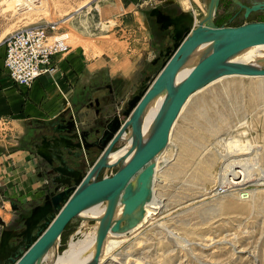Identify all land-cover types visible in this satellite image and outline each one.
Masks as SVG:
<instances>
[{"label": "rangeland", "instance_id": "rangeland-1", "mask_svg": "<svg viewBox=\"0 0 264 264\" xmlns=\"http://www.w3.org/2000/svg\"><path fill=\"white\" fill-rule=\"evenodd\" d=\"M8 1L15 0H0V53L4 51L6 38L24 27L56 23L68 32L70 47H76L82 46L81 37L85 38L78 32L85 29L100 35L104 33L99 30H111L115 23L97 19L98 10L106 0H18L15 4ZM121 1L126 5L135 0ZM172 1L181 7L173 14L194 10L201 17L209 0H165L154 8L161 11L162 5ZM262 1L219 0L214 23L235 27L264 22V11L244 18V10L237 3L249 7ZM83 3L87 6L74 12ZM136 4L137 8L154 9L147 0H137ZM236 12L242 13L232 15ZM215 19L219 21L216 23ZM161 31L169 33L170 29ZM85 39L90 40V45L91 40L97 44V39ZM164 48L161 45L149 52L132 91L139 89L144 79L151 80L157 75L161 62L155 65L153 62L159 49ZM192 96L171 131L164 159L153 179L152 200L145 206L144 224L120 238L122 242L112 253L100 256L99 264H264V183L256 181L257 173L264 170V77H229ZM228 139L241 142L234 158L257 156L254 165L249 166L253 180L241 186H228L226 181H221L222 169L231 160L221 159ZM122 146L123 143H118L112 151ZM98 155L96 149L85 170ZM117 169L102 170L97 180L111 176ZM5 207L7 212L0 209V218L5 229H15L20 216L11 215L10 205ZM23 214L27 216L29 211ZM94 226V220L84 221L80 217L70 220L42 264H52L72 239L77 244L86 236L80 232L92 233Z\"/></svg>", "mask_w": 264, "mask_h": 264}, {"label": "water", "instance_id": "water-1", "mask_svg": "<svg viewBox=\"0 0 264 264\" xmlns=\"http://www.w3.org/2000/svg\"><path fill=\"white\" fill-rule=\"evenodd\" d=\"M237 3L244 9V18L250 13L264 11V0L251 7ZM218 5L219 0H209L206 14L198 21L190 12L170 17L158 9L150 11L161 29H171L172 44L159 53L163 60L157 75L141 82L126 108L112 117L94 142L86 141V134L79 131L72 116L66 121L61 114L48 125L49 134L43 136V146L37 153L53 174L46 185L51 191L41 204L31 209L29 216L20 220V227L5 229L0 218V264H37L60 238L70 220L83 210L105 202L92 263L97 264L108 232H128L140 222L144 205L152 193L153 159L166 147L172 126L188 98L225 75L264 76V70L228 63L237 53L264 45V22L217 26L214 16ZM200 46L209 49L188 75L176 83L177 73ZM162 93L165 97L155 116L152 132L143 141L141 115ZM129 132L131 146L115 163L107 164L108 154L114 152L116 144L124 145L122 136ZM89 148L101 153L87 171L80 172L70 166L69 159H81ZM115 167L118 169L114 174L97 180L102 170ZM118 204L122 205L121 215L112 222ZM10 206L13 211L17 210L13 203Z\"/></svg>", "mask_w": 264, "mask_h": 264}, {"label": "crops", "instance_id": "crops-1", "mask_svg": "<svg viewBox=\"0 0 264 264\" xmlns=\"http://www.w3.org/2000/svg\"><path fill=\"white\" fill-rule=\"evenodd\" d=\"M136 2L124 5L121 0H106L97 19L114 20L113 28L99 30L104 33L100 35L76 30L85 38L97 39L103 53L92 54L91 47L88 52L83 46L70 47L54 58L53 74L41 75L28 87L11 81L3 51L0 53V209L7 212L6 204L13 203L17 210L11 215H19L21 220L26 216L23 213L41 204L51 191L46 187L51 175L49 166L35 148L42 143V135L49 133V124L63 114L66 121L72 116L79 131H84L97 125L98 120H106L114 113L108 109L115 107L118 111L121 97L132 93L131 87L138 83V72L144 70L149 52L167 44L168 33L161 31L150 16L152 9L137 8ZM177 8H181L177 3L168 2L161 11L175 17ZM199 15L195 18L199 19ZM106 36L109 41L102 39ZM96 100L98 106L90 107L89 103ZM95 107L100 110L98 116ZM93 139L95 136L90 134L87 140Z\"/></svg>", "mask_w": 264, "mask_h": 264}, {"label": "bare ground", "instance_id": "bare-ground-1", "mask_svg": "<svg viewBox=\"0 0 264 264\" xmlns=\"http://www.w3.org/2000/svg\"><path fill=\"white\" fill-rule=\"evenodd\" d=\"M147 1H149L151 3L153 0H147ZM16 2H18V0L8 1L9 4H11V3L15 4ZM173 2L174 1H172L171 3H173ZM182 2L184 3L185 1H182ZM86 6H87V3L80 4L75 9L74 12H78V11H80V9L85 8ZM154 9H156V8H154ZM190 13H192V14L194 13L193 14L194 17L197 15L195 12H190ZM205 14H206V11H205ZM196 21H198V19H196ZM62 23H65V21ZM45 26H47L49 28H45ZM37 28L46 29V35H47L46 36L47 37L46 44L48 46L53 45L55 43V41H59V46H61V45L67 46L65 49L64 48L61 49L60 47H58L56 53L52 51L51 56H50V60H49L50 68L52 69V71L49 74H47V75H51V74H53V72L55 70L54 58L57 55H63L64 53H66L70 49V46H71L70 45V36H69L68 32H66L65 30H61L60 27L58 28V25H56V23H49L47 25H37V26H33V27H24L22 29L14 31L8 37H11L15 33L20 32V31L25 30V29H37ZM81 39H82L81 41H83V44H80V45L83 46V49L86 50V52H88L90 50V47H91L92 54L93 53L94 54L95 53L100 54L102 49L100 47H97L98 46L97 44H93L94 43L93 40H91V45H90L89 44L90 40L88 41L87 39H85V38L83 39L82 37H81ZM105 41H107V40H105ZM108 41H109V39H108ZM79 43H78V45H79ZM92 45H93V47H92ZM208 49H209L208 46H200L191 54V56L188 58L187 62L182 66V68L177 73L176 83H178L179 81H181L184 77H186L188 75V73L196 65L198 60L208 51ZM102 53H103V51H102ZM4 56H5V47H4V51H3V63H4V67H5L6 71L8 72V69H7L6 64L4 62ZM228 63L241 65L242 67H247V68L264 70V45L247 48V49L237 53L233 57H231L228 60ZM8 75H9V72H8ZM42 75H44V74H42ZM40 76L41 75H39L38 77H40ZM229 77L263 78L264 76H247V75H235V74L234 75H225V76L219 77L218 79L209 83L208 85H210L216 81L220 82V81L227 79ZM34 80H32L28 85H26V84L21 85V84L13 81L11 79V81L14 82L15 84H18V85L24 86V87L30 86V84ZM208 85H206L205 87H207ZM201 90L202 89L196 91L195 93H197ZM195 93H193V94H195ZM164 95H165V93H162L159 96H157L156 98H154L146 106V108L144 109V111L141 115L140 125H141V129H142L143 141H145L150 136V134L152 132V128L154 125V119H155V116H156V114H157V112H158V110L162 104V101L165 97ZM192 95L188 98V100L186 101V103L182 107V109L178 115V118L180 117V115L184 111L187 104L192 100V98H193ZM63 117H64V115H63ZM59 118L60 117H58L57 119H59ZM175 122L172 126V129L175 126ZM172 129H171V131H172ZM171 131H170V135H169V139H168L166 147L153 159L154 174H153V178H152V186H153V179H154V177L158 171L159 163L162 162L164 159L165 150L168 146L170 136H171ZM122 141L124 142V145H123L124 147H122L118 151H114V152L109 153L107 158H106L107 164L115 163L127 151V149L131 146L132 137L130 136V132L126 133L122 136ZM224 144H225V146L224 145L223 146L225 148V150H224L225 152H224V154L222 153L223 155H221V159H224V161H227L228 159L231 158V160L230 161L228 160L229 162L226 163L224 168L222 169V175H221L222 180L221 181H223V182L226 181L228 183V186H229V184H232L233 186H241V185H244L245 183H247L249 180L250 181L253 180V179H251L252 174H253L251 172L252 166H251V168H249V166L251 163H253L252 165H254L253 159L255 156L252 158L248 156L247 158L242 157V158L238 159L239 156H243V155H239V156L234 158L235 153L240 148L241 142L238 143V141H235V140L230 141L228 139L227 142ZM235 166L238 167L239 169L235 170ZM256 167H257V165H256ZM254 169H256V168L254 167ZM256 173H257V171L254 174H256ZM257 175H258V178H256V181H261L264 183V170L257 173ZM260 184H262V183H260ZM222 186H223V184H222ZM151 191H152V187H151ZM152 195H153V191L151 193L150 200L144 205L143 216H142L140 222L133 229L129 230L128 232H120L117 234H111L108 232V234L104 240V244L102 246L101 255H108V254L112 253V251L122 242V240L120 238L124 237L126 233H132L133 231L137 230L139 227H141L144 224L145 206L149 202H151ZM105 208H106V203L103 202L100 204H96L92 207H89V208H87V209H85L79 213L78 217L82 218L84 221H90V220L95 221V226H94L95 231H92V233H88V234H83L82 232H80L81 236L86 235L84 237V239L80 242H77V244L72 239L70 241V244L65 249V251L60 253L55 258V260L53 261L52 264H92L94 262L97 229L99 226V221H100L102 215L104 214ZM121 211H122V205L118 204L115 211H114V214L112 216V220H111L112 222L120 217ZM47 253L40 259V261L37 264H42L47 260V257H48ZM81 253H82V256H79ZM97 264H99V260H98Z\"/></svg>", "mask_w": 264, "mask_h": 264}, {"label": "built area", "instance_id": "built-area-1", "mask_svg": "<svg viewBox=\"0 0 264 264\" xmlns=\"http://www.w3.org/2000/svg\"><path fill=\"white\" fill-rule=\"evenodd\" d=\"M163 1L165 0H153L151 7L154 8ZM46 36V29H25L5 40L4 62L10 79L21 85H28L39 75L52 71L49 63L52 51L56 53L58 47L65 49L67 46H59V41L48 46Z\"/></svg>", "mask_w": 264, "mask_h": 264}, {"label": "flooded vegetation", "instance_id": "flooded-vegetation-1", "mask_svg": "<svg viewBox=\"0 0 264 264\" xmlns=\"http://www.w3.org/2000/svg\"><path fill=\"white\" fill-rule=\"evenodd\" d=\"M252 5H250L249 7H251ZM248 7V6H247ZM244 10V9H243ZM241 13L242 12H236V13H233L232 15H236V16H238V15H241ZM243 14H244V11H243ZM178 15V14H177ZM220 19V18H219ZM219 19H215V22L217 23L218 21H219ZM172 35V31H171V29H170V32L168 33V35H167V37H168V42H167V44L165 45V48L163 49V50H165L167 47L166 46H168V43H171L172 44V40H171V36ZM169 47V46H168ZM160 52H164V51H162V50H159L158 51V56L156 57V59H155V61L153 62V65H155V64H157L158 62H162V60H163V56H160L159 55V53ZM161 65V64H160ZM133 92H134V90L132 91V93H130L127 97H125V98H123V97H121V101H119V110L118 111H116L115 112V107H111L110 109H108V112H110V110L112 111V112H114L113 114H111V115H109L108 116V118L106 119V120H104L103 118L102 119H100V120H98V124L97 125H92V126H89V128L87 129V130H84V131H80V132H82L83 134H86V136H85V138H86V141L87 142H89V143H92V142H94L98 137H99V135L101 134V132L103 131V128H104V126L108 123V122H110L111 121V119H112V117L113 116H115V115H117V114H120V112L121 111H123L125 108H126V103H127V101L131 98V96H132V94H133ZM89 105H90V107H93V106H98V101L96 100L94 103H92V102H90L89 103ZM95 109V114L98 116V114L100 113V110L98 109V107H95L94 108ZM101 113H105V111H103V112H101ZM111 116V117H110ZM47 134H49V133H47ZM47 134H44V135H42V136H45V135H47ZM94 135L95 136V139H93V140H87L88 139V136L89 135ZM44 140H43V138H42V142H43ZM43 146V144L41 143L39 146H37V145H35V148L37 149V151H39V149L41 148ZM96 150V148H89L88 149V151H86V153H85V155H84V158H81V159H78V160H76V163L75 164H72V163H70V166H72L74 169H76V170H78V171H80V172H84V171H87V170H85V167H86V164L88 163V160H89V158L93 155V152ZM98 150V149H97ZM99 151V150H98ZM100 151H99V155H100ZM99 155H98V157H99ZM97 157V158H98ZM69 162H70V160H69ZM89 168V167H88ZM53 175L51 174V175H49V177H52ZM29 214H30V212H29ZM29 214L27 215V216H29ZM27 216H23L22 218H24V217H27ZM21 218V219H22ZM20 222V221H19ZM18 227H20V224L16 227V228H18Z\"/></svg>", "mask_w": 264, "mask_h": 264}]
</instances>
